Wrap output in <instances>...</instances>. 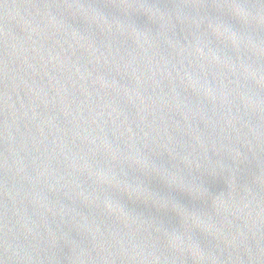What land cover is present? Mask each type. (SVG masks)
I'll use <instances>...</instances> for the list:
<instances>
[{
  "label": "water",
  "instance_id": "95a60500",
  "mask_svg": "<svg viewBox=\"0 0 264 264\" xmlns=\"http://www.w3.org/2000/svg\"><path fill=\"white\" fill-rule=\"evenodd\" d=\"M0 264H264V0H0Z\"/></svg>",
  "mask_w": 264,
  "mask_h": 264
}]
</instances>
